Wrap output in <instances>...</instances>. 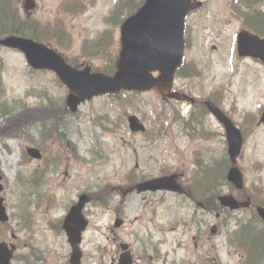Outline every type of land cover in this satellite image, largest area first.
I'll return each instance as SVG.
<instances>
[{
    "label": "rangeland",
    "instance_id": "1",
    "mask_svg": "<svg viewBox=\"0 0 264 264\" xmlns=\"http://www.w3.org/2000/svg\"><path fill=\"white\" fill-rule=\"evenodd\" d=\"M229 1L207 0V8L197 10L188 20L191 46L186 47V63L197 66L194 68L197 75L177 77L175 88L189 91L201 102L215 97L233 121L245 128L247 140L238 166L244 175L246 191L264 198V125L257 126L264 110V65L237 56L235 33L241 23L225 24L224 19L229 15L223 13L228 12ZM118 2L13 0V9L18 11L20 23L37 22L41 28L46 27V39L56 50L71 60L80 61L79 65H84L85 61L96 71L105 72L113 58L118 57L119 43H115L112 33L109 35L112 43L104 39L102 44L100 33L108 28L118 37L115 23H108V26L105 20ZM260 6L264 10V4ZM60 31L61 40L57 38ZM98 47L104 52L92 59H83L84 56L90 58L89 54ZM0 62V106L3 109L27 108L22 122L29 116L38 119L62 117L71 123L72 130L67 132L65 145L49 138L48 144L45 143V158L39 160L30 157L27 148L39 146L44 137L38 132L21 136L28 131L27 127L26 130H6L5 117L0 116V170L3 175L0 183L4 185L0 196L5 199L10 215L7 225L0 228V242L18 245L12 264H23V258H27L24 264L37 263L33 261L31 247L37 249L35 254L41 257L45 254L49 264H70L67 257L72 249L58 221L83 192L95 201L85 208L89 224L80 245L83 264H118L120 242L131 245L135 264L242 263L243 254L230 244L228 236L239 230L234 216L244 220L243 224L252 219L245 217L246 213L238 211L228 218L222 211L221 218L210 213L193 219L191 209H195V213L198 210L195 204L188 207L183 204L184 197L177 198L170 192L154 196L149 193L125 195V190L139 179L178 174L185 177L183 186L184 183L194 184L189 191L196 202L209 205L202 191L207 187V192H211L208 174L217 166L229 168L223 161L228 156L225 130L215 117L202 116L203 125L182 129V124L187 123L182 118L189 104L166 101L156 90L143 94L123 92L119 99L96 97L80 105L76 116L72 117L68 115L69 109L62 106L44 112L46 104L37 97L38 90L46 89L57 100L68 94L56 73L32 71L21 51L4 46L0 47ZM130 115L141 118L147 126L146 134L130 130ZM204 127L208 132H202ZM48 168L51 171L46 177L34 183L38 180L36 174ZM21 171L32 174L31 178L23 174V180L29 182L25 187L27 193L18 183ZM213 178L215 195L219 191L233 192L232 187L222 186L220 175ZM37 189L40 196L34 194ZM104 195H109L110 205ZM118 216L125 220L121 227L114 226ZM201 218H205L204 225L199 221ZM213 224L219 226L216 232L211 231ZM251 225L262 232V226L254 222Z\"/></svg>",
    "mask_w": 264,
    "mask_h": 264
},
{
    "label": "water",
    "instance_id": "2",
    "mask_svg": "<svg viewBox=\"0 0 264 264\" xmlns=\"http://www.w3.org/2000/svg\"><path fill=\"white\" fill-rule=\"evenodd\" d=\"M193 7V0H146L143 6L121 25L122 48L114 75L91 73L90 67L84 70L74 68L55 50L30 38L11 35L0 40V44L24 53L32 68L54 71L70 90L67 104L73 112L77 111L82 102L95 96L118 94L124 90L147 92L158 88L164 96L178 97V94L171 91L175 73L183 63L185 21ZM238 50L241 56L252 55L264 60V39L243 31L238 35ZM155 72L160 74L155 76ZM208 106L226 128L229 155L235 165L243 146L242 132L213 103L209 102ZM262 122L264 114L259 124ZM129 124L133 132L146 130L144 123L136 115L129 117ZM28 153L34 158L42 157L41 151L35 147H29ZM228 180L236 187L243 188V176L237 167L230 169ZM159 189L182 190L171 177L158 178L138 185L139 191ZM88 199L83 195L64 222V228L74 249L80 243L81 234L87 226L82 209ZM219 200L232 210L239 207V202L232 195L221 196ZM259 213L264 219V209H259ZM8 219L3 199L0 198V220L6 222ZM121 224L119 220L116 222L117 227ZM127 248L128 245H123V249ZM15 249L14 245L10 248L7 243H1L0 264H10ZM72 261L79 264L80 254L76 249ZM132 263L131 252L123 253L120 264Z\"/></svg>",
    "mask_w": 264,
    "mask_h": 264
},
{
    "label": "trees",
    "instance_id": "3",
    "mask_svg": "<svg viewBox=\"0 0 264 264\" xmlns=\"http://www.w3.org/2000/svg\"><path fill=\"white\" fill-rule=\"evenodd\" d=\"M142 1L143 0H140L139 2L138 0H119V2L116 4V6L111 11V16L108 17L107 22L109 24H111V22H114L115 23L114 25H116V27H119V25L125 19L126 16L131 15L136 12L139 6L143 3ZM17 12L18 11L16 9H13V0H5V3L2 2V0H0V39L8 35H18V36L29 37L37 41L44 42L48 45H51L50 41L46 39L48 38V32H47L48 29L46 27L41 28L37 22L27 21L24 23L23 22L20 23L19 15ZM112 33H113V38H114L115 31H112V29L105 31L102 34L101 36L102 44H103L104 39H109V43H112V39H110L109 37V35L111 36ZM61 35H62V31L59 32V36L57 38L60 39ZM103 52H104L103 49L101 47H98L96 50L92 52V54H89L90 58H86L84 56V59H92L91 57H95V55L103 53ZM113 59L114 60L111 62L110 67L104 70L105 73L112 74L115 71V63H114L115 58ZM70 62L73 66L79 67V64L77 63L79 61L73 60ZM182 70H183L184 75L186 76L196 74V70L186 71V67L182 68ZM1 82H2V75L0 73V91L2 90ZM37 97H39L42 103L46 104V107L43 108L44 112L52 111V108H55L56 106L57 107L62 106L63 109L66 107L65 98H61L60 100H57L54 97L52 98V96L48 93L46 89L38 90ZM115 98L119 99L121 98V96H116ZM61 103L63 105H61ZM1 106H0V116L5 117L4 123L6 126V130H9L11 128L14 130L17 128L19 130L21 129L26 130V127H27L28 131H24L21 134V136L26 135V133H36V132L40 133V135L43 136L45 140L40 142L39 147L43 149L44 151H46L45 143L48 144L49 138H51L50 140H53L56 142L58 140V143L65 145V141L67 140V136H66L67 132L69 131L72 132V130H70L69 128L71 123L69 124V122L65 118H62V117L45 118L44 117L42 119H38L35 116L33 117L29 116V118L26 119V121L22 122L21 118H23V116H25V114L27 113L28 111L27 108L21 109L19 111H10L9 109L7 110L3 109ZM68 115L71 117L76 116V114L73 115L71 112H68ZM192 124L194 126L191 128H195V125L199 124V120L194 119V121H191L189 123V125L191 126ZM162 126H163V123H162ZM4 129L5 128H3L1 131L3 132ZM25 157L29 158L26 154H25ZM223 161H225L227 165L230 166V160L228 156H226V160H223ZM223 161L222 163L224 164L225 162ZM210 166H212V164H210ZM49 171H51L50 168H48V170L43 169L42 172L39 171L40 173L36 174V176H38V180L33 181V182L40 183L41 179L43 177L45 178ZM20 174L21 176H20L18 183H21L22 191L24 193H27L26 192L27 190L25 187L29 185V182L27 180L25 182L23 180V176L27 175L28 177L31 178L32 174L29 175V173L27 174L22 173V171ZM219 175L221 176L220 179L222 182L221 183L222 186L233 187V185L227 179V166L226 167L221 166ZM213 177H215L214 169L211 170V173L208 174V177H207L210 181L209 186H211L210 188L211 192L209 193H212V194L211 196L206 195V198H207V201L210 202L209 204L212 203L211 204L212 206L214 205L220 206L219 202L216 199L219 193L215 195L217 192V189L214 188L213 187L214 184L211 183V181L212 182L214 181ZM34 194L36 196H40L41 192L40 190L37 189L34 191ZM223 212L227 214L228 218H231L232 214H230L231 213L230 210L227 209V211H223ZM228 218L227 220H229ZM241 222H244V220ZM241 222H238L239 230H235L231 232L232 234L231 233L229 234L228 239H229L230 244L236 246L241 251V254H243L244 260L242 261L241 264H263L264 262V223L262 222V219L259 217V215L255 211L254 216H253V222L255 224L257 223L258 225L262 226V232H259L258 230H256L252 225L250 226V223L245 222L246 224H243ZM1 226L3 225L0 224V228Z\"/></svg>",
    "mask_w": 264,
    "mask_h": 264
},
{
    "label": "flooded vegetation",
    "instance_id": "4",
    "mask_svg": "<svg viewBox=\"0 0 264 264\" xmlns=\"http://www.w3.org/2000/svg\"><path fill=\"white\" fill-rule=\"evenodd\" d=\"M230 1L228 2V3H230L229 4L230 6L226 7L228 9V12H224L223 14L226 15L228 13V15H229V17L226 16V18L224 19L225 20V24H227V23L230 24V23L235 22V21H239L241 23L240 29L235 33V42L237 43V37L242 31L251 32V33H253L255 35H258L260 38L264 39V10H263V6H260L261 4H264V1L263 0H230ZM194 3H195V7L190 12V14H189V16L187 18L186 47L191 46V41L188 38L189 37L188 36L189 28H190V23L188 22V20L190 18H192L196 14V12H198L197 10L206 9L207 5H208L207 4V0H194ZM249 59H251V58H249ZM255 61L258 62V60H255ZM193 66L194 65L190 64L189 62L186 63V61H185V66L184 67H186V71L193 70L194 69ZM174 90L176 92L180 93V97H179L180 99L173 100V102H176V101L182 102L180 100H185V101H183L184 103L188 102L190 104V106H189V108L187 110L188 112H186L185 116H184L185 119L188 120V123H185V125L182 126V129L188 130L190 127H192L191 125H189V123L191 121H194V119L199 120V124L203 125L204 122L202 121L203 120L202 116L204 118H207L208 116H213L214 117V115L212 114V112L210 111V109H209V107H208V105L206 103L207 100H209L212 103H214L218 108H220L223 112H225L227 114V116H229L228 113L226 111H224L220 107L221 105L220 106L218 105V101H216L217 99H214L215 97L210 96V98L206 99L203 102H201V100H199L198 98L194 97L195 99H194V101H192L189 98H187V99L183 98V95L185 93L188 94L189 96H192L189 91L188 92H184V91H180L179 89H176V88ZM238 126L241 128V125H238ZM205 128L206 127H204V129H202L203 133L208 132L207 129H205ZM202 136H204V135H202ZM197 164L200 165V161H198ZM198 165H197V167H198ZM218 172H220V169L217 170V173ZM172 177L175 178V180H177V177H178L177 182H179V185L181 187H183L182 191L173 192V191H169V190H159V191H151V192L147 191V192L139 193V192L136 191L137 184H134L131 187H128L127 188L128 190H125V195L134 194V193H137L139 195H144V194H148L149 193L152 196H154V195H157L159 193L170 192L172 194H175L177 198L178 197H184L183 199L185 201H184L183 204H187L188 207H192L193 203L195 204V206L197 207L196 209H198V210L195 213V209H193V210L191 209V214L193 215V219H199L198 218L199 215H202V217H203V216H206L207 214H210V213H214L217 218H221L222 210L223 211H227V208H224L221 205L220 206H216V205L211 206L212 203L209 204V205H206V203H204L203 201L202 202H196V198L189 191V187L194 186V184L193 183H191V184H187V183L185 184L184 183L185 186H183L182 179H184L185 177L179 176L178 174H174V175H172ZM204 186H205V184H204ZM201 189H203V188H201ZM232 189H233V192L230 191L229 194L233 195L237 199V201L239 202V207L235 211H230L231 214L235 213V212H238V211H242L243 213H246L245 217H249L250 216L252 218L251 220L246 221V222L247 223H253V216H254L255 210L257 208L259 209V207H263L264 208V198H262V196H260V198H258V195L255 194V193H252V192H251L252 194H250L248 191H246L245 187H243V189L242 188L238 189V188L232 187ZM202 191L205 194V195L203 194V197L205 196L204 197V199H205L206 195H209V193L207 192L208 191L207 187H204V190H202ZM218 193H219V195L217 197H219L222 192L219 191ZM79 195H81V194H79ZM106 201L108 202V200H106ZM89 202H91V203L93 202L94 203L95 202L94 198L90 197ZM73 205H74V203L72 204V206ZM71 207L69 209H71ZM85 211H86V209H85ZM201 211H202L203 214L201 213ZM118 217H120L124 221V223H123V225H124L125 224L124 218H122L121 216H118ZM234 218H235L237 223L241 222V220H237V216H235ZM199 221H200V223L203 224V222L205 221V218H201ZM262 222L264 223V221H262ZM59 223H62L61 220H59ZM61 227H62V224H61ZM218 227L219 226L213 224V226L211 228V231L212 232H216ZM198 231L201 232V229H198ZM17 249H18V245H17ZM36 250L37 249H35L33 247L30 248V251L32 252V256H33V261H37V263H35V264H49V263L46 262V257L47 256L45 257V254H44V256L41 257L39 254H37V253L35 254L34 252ZM70 253L72 254V251ZM80 254H81V258H80L79 263L83 264L84 263L83 251ZM15 258H16V255L14 256V259ZM26 259L27 258H25V259L23 258V262H22L23 264H24V261ZM67 261L70 264H76L75 262L73 263L71 255L69 257H67Z\"/></svg>",
    "mask_w": 264,
    "mask_h": 264
}]
</instances>
